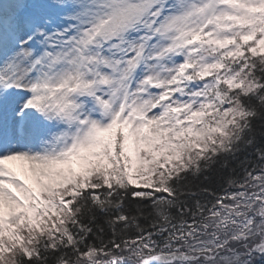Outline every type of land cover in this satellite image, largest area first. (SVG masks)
Here are the masks:
<instances>
[{
	"label": "snow or ice",
	"instance_id": "snow-or-ice-1",
	"mask_svg": "<svg viewBox=\"0 0 264 264\" xmlns=\"http://www.w3.org/2000/svg\"><path fill=\"white\" fill-rule=\"evenodd\" d=\"M0 264H264V0H0Z\"/></svg>",
	"mask_w": 264,
	"mask_h": 264
},
{
	"label": "trees",
	"instance_id": "trees-1",
	"mask_svg": "<svg viewBox=\"0 0 264 264\" xmlns=\"http://www.w3.org/2000/svg\"><path fill=\"white\" fill-rule=\"evenodd\" d=\"M213 175H215V174H213ZM216 179L218 180L219 179V176H216Z\"/></svg>",
	"mask_w": 264,
	"mask_h": 264
}]
</instances>
